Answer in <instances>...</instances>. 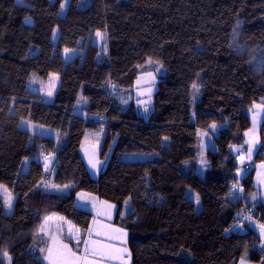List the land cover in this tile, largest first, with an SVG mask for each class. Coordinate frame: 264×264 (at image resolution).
Returning a JSON list of instances; mask_svg holds the SVG:
<instances>
[{
  "label": "trees",
  "instance_id": "16d2710c",
  "mask_svg": "<svg viewBox=\"0 0 264 264\" xmlns=\"http://www.w3.org/2000/svg\"><path fill=\"white\" fill-rule=\"evenodd\" d=\"M24 1L0 0V183L16 196L9 215L0 196V253L7 251L11 264H45L39 237L44 220L60 214L88 231L93 213L76 206V195L87 192L118 208L114 222L128 232L132 264H238L245 257L263 262L264 247L251 224L264 222L254 186L256 165L264 161V123L253 165L243 178L237 173L249 112L264 103V65L258 64L264 0H87L83 7L73 0L77 21L60 16L63 0ZM93 31L107 34L109 61L97 62L93 47L84 68L80 55L65 64L62 50L79 48ZM148 60L166 73L145 119L112 87L131 92ZM33 72L45 79L60 75L52 104L28 91ZM80 99L85 116L75 113ZM22 119L68 134L67 143L57 151L54 139L22 130ZM213 124L221 127L214 136L218 153L209 151L208 158L218 164L203 179L198 131ZM102 127L101 157L111 150L112 157L95 180L81 149L90 131ZM135 152L153 156L120 158ZM44 154L56 156L53 182L71 185L68 194L42 187ZM27 158L29 170L19 175ZM213 181L220 183V195L207 189ZM195 193L200 209L190 198ZM0 264H7L2 255Z\"/></svg>",
  "mask_w": 264,
  "mask_h": 264
},
{
  "label": "rangeland",
  "instance_id": "374dc122",
  "mask_svg": "<svg viewBox=\"0 0 264 264\" xmlns=\"http://www.w3.org/2000/svg\"><path fill=\"white\" fill-rule=\"evenodd\" d=\"M72 1L73 0H63L62 1L61 5H63V8L61 7L60 16L62 18L67 19V20L77 21L80 17V12L78 9H75L71 6ZM24 2H25L24 0H20V2H18V3L24 4ZM87 3H88L87 0H82L79 4V7H83L84 5L86 6V5H88ZM97 32H100L102 34L103 38L98 37L96 35ZM59 36H60V31H59V29H56L54 34H53V38H52V43L55 47V50H56L57 45H58ZM93 47L97 49V51L95 52V60L97 62L103 63V62L109 61V44H108L107 34L104 33L103 31H93V32H91L88 41H81L79 48L68 49L67 52L65 51V49L62 50L61 53H62V57L64 59L65 64L70 63L78 55H80L82 57V67L84 68L89 63V61L91 59L90 50ZM151 61H152V63H149V60H148L146 67H145V70H143L142 73L138 77V79H141V83L138 85L137 81H136L135 86L131 92H127L126 90H119L116 86L112 87L113 92L116 93V95L120 98V100H122L124 102L125 105L128 103H130V104L134 103L137 110H138V113L141 116H143L145 119H148L152 113L153 95L158 88V82L160 81V77L164 76L166 73L165 67L161 63H159L157 61H153V60H151ZM258 64L264 65V53H262V59L259 61ZM157 68H159V71H156ZM149 72H151L152 75L154 76V80H150L148 78L147 73H149ZM145 81H149V82H145ZM60 86H61V77L59 74L53 73V74L49 75L48 78L45 79V78L40 77L37 73L33 72L30 75L27 89L30 93L38 95L39 99L42 103L48 105V104L54 102L55 96H56ZM149 87L152 89V91L150 93V98H149V94H147V93H145L144 95L140 94L141 91H143L144 89H147ZM49 89H51V91H52L51 96L47 95V91ZM194 100L198 101V96L195 95ZM138 101H146L148 110L145 111V105L138 103ZM83 103H84L83 99H80L78 106H77V110L75 111V113L77 115L85 116V113L82 111ZM262 104H264V103H257L255 105H253V107L251 108V110L249 112V116H250L251 123H252L251 128L248 130L249 141L254 140V139H258V140L260 139L261 128H262L261 127V124H262L261 120H262V118H264V108H257L256 106L262 105ZM192 120H195V110L194 109H193V113H192ZM254 124H255V127H254ZM20 127L22 130L27 131V132L31 133L32 135H41L43 137L54 139L57 143L56 144L57 145V151H60L62 149V147L68 141V134H62L61 132H59L56 129H52L49 127H45L43 125L35 124V123L31 122L29 119H22L20 122ZM220 129H221V127L216 125L215 129H213L211 127L210 130H208V131L207 130H199L198 131L199 141H198V144L196 147L198 175L203 179L206 178L209 171L217 168V164H218L217 160L216 159L210 160L208 158V152L212 151L215 154L218 153V149H217L216 144H215L214 136H216L218 134ZM104 131H106L105 127H102L101 130L97 131V132L96 131H90V133L86 137V139L83 143L82 149H81V154H82L83 160L87 166V169H88L91 177L95 180H97L99 178L100 172L102 171V169L104 167H106L107 163L109 162V160L112 157V150L108 152V155L105 159H103L101 157V146L103 144L104 135H105ZM168 141H169L168 139H165V142H164V148L165 149H167V142ZM257 145H259V144L256 143V146ZM93 151H95V153H96V158L101 162L98 166V169L92 168L91 165L88 163L89 154L92 153ZM44 156L49 157V163H48L47 169H45V162L43 163L47 177H45V179L43 180L42 187L43 188L46 187L50 191L56 190V191H64L65 193H68L69 189L71 188V185L60 186V185L55 184L53 182V176L52 175H53L54 169H55L54 166L56 164V156L44 154L42 157H44ZM152 156H153V154L149 153V152H135V153H124L121 155L120 158H121V160H124V161H148L152 158ZM243 157H244V155H243ZM29 165H30V159H28V158L24 159L22 162L21 168H20L19 175L26 174L29 170ZM246 172H247V170L242 169L241 171H239L237 173V176L240 178H243L246 175ZM0 185L6 186L7 190L13 196L12 207L10 209L4 203L5 213L8 215L12 214L13 210H14L16 196H15L13 190L10 189V187H8L7 185L2 184V183H0ZM207 189L211 193H213L214 195H220L221 194L220 183L218 181L211 182L207 186ZM83 194H85L87 196L88 195L93 196L94 198L96 197V195L91 194V193H87V192H85ZM0 196L2 197V199L4 201L5 193L3 190H0ZM190 198L196 202L197 208L200 209V202H199L197 193L192 194L190 196ZM76 206L79 209H84V208H80V207L86 208V206H84V204L82 203V199H79ZM91 208L93 209L92 206H91ZM126 211H127V209H126ZM126 214H127V212L124 213V218H126V216H125ZM50 216H52V215H50ZM62 218L66 222V224L64 226L60 227L59 224H57L56 222H54L53 219H51L50 221H52V223L48 222L45 231L44 232H41V230L39 231V237H41V239L45 240L42 243L43 245H41V255H40V258L44 262L46 261L45 256L47 255V252L43 251V250L47 249L50 246V244H51L50 236L58 237V239L63 238L64 242H66V243L68 242L66 240H68V238L70 237L68 234L69 222L71 223V225L74 226L73 231L78 229L83 234L82 229L79 228L74 222L66 219L65 217H62ZM45 220H44V222H45ZM44 222L42 225L45 224ZM58 228H59V230H58ZM65 234L67 237L66 240H64ZM72 238L75 240L74 237H72ZM81 240H83L82 237H80V241ZM83 242H84V240H83ZM75 249H77V243H75ZM82 249H83V247H82ZM4 259L6 260L7 264H9L8 258L4 257ZM10 264H11V262H10Z\"/></svg>",
  "mask_w": 264,
  "mask_h": 264
},
{
  "label": "snow or ice",
  "instance_id": "6c2138e0",
  "mask_svg": "<svg viewBox=\"0 0 264 264\" xmlns=\"http://www.w3.org/2000/svg\"><path fill=\"white\" fill-rule=\"evenodd\" d=\"M20 2V0H18ZM63 8V5H61ZM96 35L98 37L103 38L102 34L100 32H97ZM67 52L68 49H65ZM149 63H152L151 60H149ZM156 71H159V68L156 69ZM147 76L150 80H154V76L152 75L151 72L147 73ZM149 82V81H145ZM141 83V79L137 80V84L139 85ZM197 86L193 84V88L195 89ZM152 89L149 87L147 89H144L141 91V95H144L145 93L149 94L150 98V93ZM47 95L51 96L52 91L49 89L47 91ZM140 104L145 105V111H147V102L146 101H138ZM257 108H264V104L262 105H257ZM213 129H215L216 125L213 124L211 125ZM255 127V124H254ZM251 144L252 141H249ZM239 151V149H237ZM251 147L248 149V156L250 158L251 156ZM241 160H243V155H241ZM45 169L48 167L49 163V157L45 156ZM88 163L91 165L92 168L98 169L99 164L101 163L97 158H96V153L93 151L92 153L89 154V159ZM262 168H264V165H261ZM264 182V181H262ZM233 187H236L233 185ZM0 190H3L5 193V199L4 203L7 205V207L10 209L12 207V200L13 196L12 194L7 190L6 186L0 185ZM81 199L85 198V194L81 193L80 194ZM109 208L113 207L112 205H108ZM110 215V213H109ZM52 217H47L45 220V224L41 226V232H44L46 229V226L48 224V221H50ZM63 219V218H60ZM95 223V221H94ZM106 228L109 229L111 235H108L109 240H123L124 236H126V233L123 232L122 229H117V228H111V226H105ZM74 226L71 225L69 222L68 224V234L70 237H74L76 242H77V250L73 251L68 244H65L63 241L59 240L58 237L50 236V241L51 244L47 249H44L43 251L47 252V255L45 256V259L49 261V264H100L101 260H122L123 259V254L127 253L126 248H119L114 244H105L102 241L99 240H93L91 239L92 236V230H89L87 233L88 239L84 240L83 242V249L81 250L80 248V235H79V230L73 231ZM261 231L264 232V224L260 225ZM59 230V228H58ZM96 235H101L100 232H97ZM78 252H81L82 254L78 255ZM0 255L7 257L9 260V264L11 262V257L8 256L7 251H3L0 253ZM130 255V254H129ZM241 264H244V260H241Z\"/></svg>",
  "mask_w": 264,
  "mask_h": 264
},
{
  "label": "crops",
  "instance_id": "0c3cea01",
  "mask_svg": "<svg viewBox=\"0 0 264 264\" xmlns=\"http://www.w3.org/2000/svg\"><path fill=\"white\" fill-rule=\"evenodd\" d=\"M50 104H52V103H50ZM261 121H262V124H261V127H262V125L264 123V118H262ZM248 133L249 132L247 131L245 134L246 151L243 154L244 158H243V160H241V158H239L241 170L242 169H244V170L250 169V167L253 165L254 158L257 155V153L261 147V135H260L259 140L258 139L250 140V141H252V143L250 144L249 138H248ZM256 143L259 145L256 146ZM249 147H251V149H252L250 158L248 156ZM261 165H264V161L261 163H258L256 165L254 186H255L256 190L260 193L261 201L264 203V182H262V181H264V168H262ZM44 189L50 191L46 187ZM70 190H71V188L69 189V192H70ZM51 192L65 193L64 191H56V190H53ZM68 193H65V194H68ZM81 193H85V192H79L76 195V204L78 203L79 199H81V197H80ZM82 203L84 204V206H86V208L85 207H80V208H84L83 210L92 212L93 216H94L92 223H91V226L89 228V230H92L91 239L102 241L105 244H109V243L114 244L119 248H126L128 250L127 253L123 254L122 260H101L100 264H132V255H131L130 249L128 247V232L123 227H121L120 225H117L114 222L116 219V216H117L118 208L116 206L110 204V203L101 201L97 196L94 198L93 196L85 195V198L82 199ZM108 205H112L113 207L109 208ZM91 206L93 207V209L91 208ZM109 213H110V215H109ZM50 217H52L54 222L59 224L60 227L64 226L66 224L64 219H60L63 217L60 214H55V215H52ZM94 221H95V223H94ZM48 222L52 223V221H48ZM262 224H264V222L261 224H251V225L255 229L258 236L260 237L261 246L264 247V232H262L261 228H260V225H262ZM106 225L111 226V228L122 229L123 232L126 233V236H124L122 241L121 240H109L107 237H108V235H111V233H110L109 229L105 227ZM82 231H83V234L81 231H79L80 237H82L83 240L88 239V236H87L88 231H84V230H82ZM97 232H100L101 235H99V236L96 235ZM64 237H65L64 240H66V238H67L66 234ZM59 240L63 241V238L62 239L59 238ZM83 240L80 241V248L81 249L83 247ZM66 241H68V242L67 243L64 241L63 242L65 244H68V246L73 251L77 250V249H75V243H77L76 240H74L72 237H69L68 240H66ZM79 254H82V253L78 252V255ZM242 259L244 260V264H264V261L263 262H257V263L251 262L248 260L247 257L242 258ZM241 260L239 261L238 264H241ZM45 264H49V261L47 259L45 261Z\"/></svg>",
  "mask_w": 264,
  "mask_h": 264
},
{
  "label": "built area",
  "instance_id": "2783aa9c",
  "mask_svg": "<svg viewBox=\"0 0 264 264\" xmlns=\"http://www.w3.org/2000/svg\"><path fill=\"white\" fill-rule=\"evenodd\" d=\"M44 157H45V156H44ZM44 157H42V158L40 159V162H41V163H44V162H45ZM241 216H242L245 220H247V221L254 222V221L252 220L250 214H241Z\"/></svg>",
  "mask_w": 264,
  "mask_h": 264
}]
</instances>
